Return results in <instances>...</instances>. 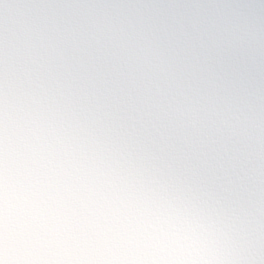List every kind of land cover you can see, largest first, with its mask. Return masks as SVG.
<instances>
[{
  "label": "clouds",
  "instance_id": "1",
  "mask_svg": "<svg viewBox=\"0 0 264 264\" xmlns=\"http://www.w3.org/2000/svg\"><path fill=\"white\" fill-rule=\"evenodd\" d=\"M0 264H264V0H0Z\"/></svg>",
  "mask_w": 264,
  "mask_h": 264
}]
</instances>
